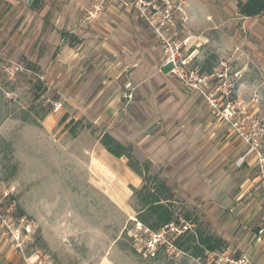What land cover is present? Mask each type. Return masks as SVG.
Segmentation results:
<instances>
[{
  "label": "rangeland",
  "instance_id": "374dc122",
  "mask_svg": "<svg viewBox=\"0 0 264 264\" xmlns=\"http://www.w3.org/2000/svg\"><path fill=\"white\" fill-rule=\"evenodd\" d=\"M28 1L0 0V239L20 251L23 259L36 253L35 259H24L28 264H98L106 258L111 264H207V251L211 250L196 254L198 250L179 245L184 241L179 238L198 229L225 240L224 249L215 251L238 253L236 234L234 239L224 238L199 209L205 201L195 202L199 200L194 198L195 192L185 185L189 176L176 172L164 176V167H153L150 161L151 174H161L179 189L172 203V221L187 225L188 230L176 241L175 252L162 247L155 256L145 254L143 245L150 234L139 230L141 205L136 194L144 179L130 166L134 174L129 177L121 162L113 179L118 194L126 200L115 202L112 193L96 188L89 157L104 149L100 141L104 132H119L123 140L130 141L125 144L132 146L135 156L145 161V132L157 136L159 129L152 125L164 119L158 110V86L153 88L154 95L143 98L142 107L130 111L135 94L130 97L131 93L126 96L125 92L131 84L112 75L114 66L128 70L130 66L117 57H96L92 48L83 47L74 49L75 54L83 52L80 61L70 62L62 52L67 40H61L60 32L68 27L79 30L84 21L70 17L59 21L61 1L40 0L36 4L33 0L30 5ZM184 1V10L190 8L196 17L194 22L188 18L183 32L197 36L191 42L196 63L202 68L209 60L218 68L224 61L241 69L242 98L249 103L257 93L264 116V13L255 18L243 16L238 9L241 0ZM96 13L94 8L87 18ZM147 29L158 46L154 32ZM171 67L167 65L163 71ZM159 88L165 95L177 87L165 79ZM117 93L127 106L112 115L108 109ZM189 96L180 102L187 116L212 117L204 99ZM49 115L56 121L52 129L45 124ZM70 120L78 121L72 129L64 126ZM123 159L129 163L127 157ZM199 181L205 187V174ZM213 196L221 198V193Z\"/></svg>",
  "mask_w": 264,
  "mask_h": 264
},
{
  "label": "crops",
  "instance_id": "0c3cea01",
  "mask_svg": "<svg viewBox=\"0 0 264 264\" xmlns=\"http://www.w3.org/2000/svg\"><path fill=\"white\" fill-rule=\"evenodd\" d=\"M58 1L63 4V12L58 14L59 21L66 22L68 17L72 18L71 20L84 21L79 30L68 27L67 30L60 32L61 40H67L62 52L66 58H71L70 62L80 61L83 52L78 50L75 54L74 49L83 47L92 48L96 57L104 59L117 57L123 65L128 64L129 70L126 67L114 66L112 75L122 77V80H128L131 84L130 90L125 92L126 96L129 92L131 96L135 94V100L129 108L130 111H134V107L136 109L142 107L145 101L143 98L146 95H154L155 89L153 91V88L157 84L159 89L157 92H160L157 95L158 110L163 114L164 119L152 125L159 129L157 136L145 132V160L151 161L153 167H164V176L168 177L174 172L178 175L189 176L188 183L186 182L185 185L195 192L196 197L194 198L199 199L195 202L197 201L198 204L200 201H205L199 207L201 212L215 225V228H218L224 238L231 240L236 234L240 251L234 252L240 254L249 250L252 264H264V238L257 239L259 230L264 226V187L258 182V172L253 160L247 161L244 165H238L245 145L235 136L224 120L210 114L207 104H205L209 112L207 114L212 116L208 117V120L194 119L191 115H186L187 110L181 107L180 102L190 97L189 95L197 99H203L202 96L183 86L177 76L170 73V70L163 71L165 66L160 63L161 47L157 43L158 46L154 45L155 41L151 40L147 25L140 19L137 11L126 5L124 0H108L101 9H97L98 13L89 19L87 13L94 12V8H97L102 0H65L67 3L64 0ZM39 2L40 0L34 1L36 4ZM185 12L190 22L196 20L195 12L190 8H187ZM261 15L245 17L255 18ZM186 36L188 35H183V37ZM195 37H197L196 34L189 36L187 53L191 55L195 66L203 72L211 73L217 67L210 64L209 60L202 68L196 63V55L193 53V43H191ZM234 70H240L242 78V70ZM241 78L237 83L236 94L242 98ZM165 79L177 87L175 92H167L165 95L161 93L159 85ZM256 95L260 98L257 93H254L251 98ZM260 103L261 98L258 104L251 105L262 115ZM124 106L127 105H124L117 93L114 103L108 110L115 115ZM129 109L128 112H130ZM55 122L54 116L49 115L45 123L46 128L52 129ZM77 122L70 120L64 126L72 129ZM113 136L124 144L130 143V141L123 140L119 132L114 133ZM101 137L102 135L100 141ZM103 148L100 152H91L89 157L91 175L98 184L96 188L112 193V200L115 202H125V197L118 194L119 189L117 184H114L113 175L117 173L121 162L125 163L129 177H132L134 173L129 163L124 161L123 156L113 155L104 145ZM119 160L122 161L119 162ZM226 166L228 168H225ZM230 168L237 170L235 175L240 180L232 175ZM202 174L206 177L205 187L199 181V176ZM163 179L175 190V187L169 183L170 179L166 177ZM141 180L138 176L137 185L141 184ZM176 191L179 189L176 188L175 193ZM220 193L221 198L213 196V194L219 195ZM227 205H230L229 209ZM35 258L36 253H31L24 259L33 260ZM24 259L23 254L15 251L13 245H6L0 239V264H28ZM98 264L111 263L106 258L100 260Z\"/></svg>",
  "mask_w": 264,
  "mask_h": 264
},
{
  "label": "built area",
  "instance_id": "2783aa9c",
  "mask_svg": "<svg viewBox=\"0 0 264 264\" xmlns=\"http://www.w3.org/2000/svg\"><path fill=\"white\" fill-rule=\"evenodd\" d=\"M107 1L102 0L97 9H101ZM124 1L137 11L140 19L154 32L162 50V66L172 65L170 73L176 75L187 89L200 94L209 110L224 120L245 145L239 165L253 160L258 182L264 187V117L251 105L260 102L257 95L247 103L236 94L241 71L222 62L213 72L207 73L192 63V57L187 53L189 37L182 36L188 21L183 8L184 0ZM138 224L139 230L150 234L143 245L147 256H155L162 247L175 252L178 250L176 241L188 230L187 225L176 221L166 224L159 231H151L147 226L144 228L142 222ZM263 238L264 226L259 230L257 239ZM137 239L142 240L141 237ZM207 254V264H252L249 251L240 254L225 250L207 251Z\"/></svg>",
  "mask_w": 264,
  "mask_h": 264
},
{
  "label": "trees",
  "instance_id": "16d2710c",
  "mask_svg": "<svg viewBox=\"0 0 264 264\" xmlns=\"http://www.w3.org/2000/svg\"><path fill=\"white\" fill-rule=\"evenodd\" d=\"M34 4V3H33ZM239 12L244 16H258L264 12V0H245L238 2ZM42 89L41 85L38 87ZM37 94L36 97H39ZM102 144L107 150L117 157L125 156L129 159V166L144 179V184L136 190L141 208L138 216L149 228L159 230L174 219L172 203L176 193L173 187L159 175L151 174V162L149 160L140 161L134 154L131 145H126L117 140L112 134L106 132L101 137ZM188 218L190 214L186 215ZM180 246L185 249H194L196 254L203 249L211 251L223 250L225 240L222 237L211 233H205L198 229L197 233L185 237ZM189 243H187V241ZM187 243V244H186Z\"/></svg>",
  "mask_w": 264,
  "mask_h": 264
},
{
  "label": "water",
  "instance_id": "95a60500",
  "mask_svg": "<svg viewBox=\"0 0 264 264\" xmlns=\"http://www.w3.org/2000/svg\"><path fill=\"white\" fill-rule=\"evenodd\" d=\"M32 2H33V0H29V1H28V4L30 5Z\"/></svg>",
  "mask_w": 264,
  "mask_h": 264
},
{
  "label": "bare ground",
  "instance_id": "6f19581e",
  "mask_svg": "<svg viewBox=\"0 0 264 264\" xmlns=\"http://www.w3.org/2000/svg\"><path fill=\"white\" fill-rule=\"evenodd\" d=\"M52 117V116H51ZM50 120V119H49Z\"/></svg>",
  "mask_w": 264,
  "mask_h": 264
}]
</instances>
